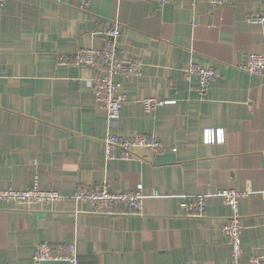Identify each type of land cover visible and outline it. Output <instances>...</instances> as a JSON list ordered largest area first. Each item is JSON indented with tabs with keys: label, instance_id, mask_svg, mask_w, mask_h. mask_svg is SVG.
<instances>
[{
	"label": "crops",
	"instance_id": "0c3cea01",
	"mask_svg": "<svg viewBox=\"0 0 264 264\" xmlns=\"http://www.w3.org/2000/svg\"><path fill=\"white\" fill-rule=\"evenodd\" d=\"M5 0L0 8V190L35 185L67 197L49 205L0 201V264H34L40 243L75 242L78 264H230L221 229L230 214L211 199L201 218L186 216L182 196L233 190L239 201L242 263L264 258V83L237 67L264 56V0H206L160 6L156 0ZM119 27L117 50L141 62L139 78H121L128 101L108 129L88 83L91 68L58 65L81 49H101ZM217 70L201 96L191 65ZM174 101L146 114L142 101ZM221 130V144H204ZM153 132L165 146L129 161L104 160L103 139ZM106 183L112 193L143 184L140 216L92 213L71 196L77 184Z\"/></svg>",
	"mask_w": 264,
	"mask_h": 264
},
{
	"label": "built area",
	"instance_id": "2783aa9c",
	"mask_svg": "<svg viewBox=\"0 0 264 264\" xmlns=\"http://www.w3.org/2000/svg\"><path fill=\"white\" fill-rule=\"evenodd\" d=\"M121 2L122 0H115ZM175 0H156L160 6L173 3ZM203 0H190L192 8L197 7ZM212 9L223 7L229 0H206ZM5 0H0V8ZM90 0H83L82 10L88 11ZM246 22L252 25H264L263 14H248ZM120 35L119 27H113L104 33L105 43L101 49H81L71 58H60L58 65L77 68H91L96 74L89 81L88 87L97 104L106 113L108 129L120 119L121 109L128 98L122 92L121 78H139L142 64L135 59L124 60L117 50V38ZM246 74L257 78L264 83V56L250 55L246 62L237 67ZM217 70L211 67L191 64L184 72V80L191 82L198 80V93L203 96L210 84L218 78ZM174 101L161 102L155 99L142 101L144 113L148 114L156 107ZM223 135L221 130H205L204 144H221ZM105 148L104 160L129 161L135 158L137 151H148L159 154L165 146L157 139L153 132L149 134H112L107 132L103 139ZM248 196L233 190H223L217 193L208 192L199 196H182L180 207L186 216L201 218L204 216L207 203L211 199H221L229 208L230 214L221 234L227 239L231 249L230 264H264V258L251 257L242 263L241 232L243 229L239 214V201ZM148 197H156L155 192L146 195L143 184H137L133 191L112 193L106 183L87 186L77 184L71 199L76 204H88L92 213L106 216H140L143 203ZM67 197L53 190H42L35 185L26 191L13 189L0 190V201L14 203L21 206L49 205L63 202ZM34 264H78V252L75 242L69 243H40L37 244L32 255Z\"/></svg>",
	"mask_w": 264,
	"mask_h": 264
},
{
	"label": "water",
	"instance_id": "95a60500",
	"mask_svg": "<svg viewBox=\"0 0 264 264\" xmlns=\"http://www.w3.org/2000/svg\"><path fill=\"white\" fill-rule=\"evenodd\" d=\"M48 264H51V263H48ZM59 264H65V263H59Z\"/></svg>",
	"mask_w": 264,
	"mask_h": 264
}]
</instances>
